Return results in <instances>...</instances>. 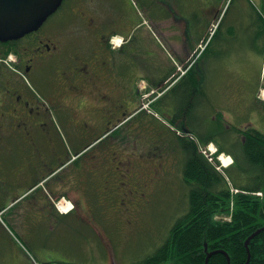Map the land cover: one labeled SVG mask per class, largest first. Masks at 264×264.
I'll return each instance as SVG.
<instances>
[{"label":"rangeland","instance_id":"1","mask_svg":"<svg viewBox=\"0 0 264 264\" xmlns=\"http://www.w3.org/2000/svg\"><path fill=\"white\" fill-rule=\"evenodd\" d=\"M70 1L67 2L63 10H59L48 20L45 27H56V30L50 36L61 35V38L64 37L67 41L74 32L80 31V23L76 22V19L71 21V15L67 13ZM82 2L84 3V0ZM129 2L139 13L140 18L138 26L132 33V40L126 45L124 52L128 55L130 51L138 47L143 48L142 51L147 48L150 53L134 55L132 59L136 64L130 66L131 68L125 67L123 64L120 65L119 80L121 89L125 92L130 89V84L139 89L137 106L138 108H146L148 105L147 97L151 87L144 80L134 81V78L136 74H143L142 70L145 73V68L149 70L150 68L156 69L157 60L164 59L167 62L169 60L165 57V52L162 49L167 41H170V38L167 40V38L162 37L160 15L167 13L170 15H168L169 18H175L176 14L179 16L185 15L186 19L192 18L191 21L195 26H200L196 31L203 33L205 32V22L209 17L208 11L211 2L210 0H163V2L161 0H152L150 5H142V0H129ZM213 3L217 4L220 12L218 23L220 30L216 35L217 39H213L212 42L211 38L213 35L210 37L208 30L206 34H203L206 38L210 37V47L201 58V68L205 69V66L208 68L202 72L204 76V96L198 95L196 100H204L206 104L208 102L212 110L213 119H216L213 121L208 118L210 120L208 124L214 128V131L218 128L217 125L220 126L219 124L228 129L229 133L226 136L221 137L215 134L216 145L221 146L224 144L225 148L236 149L237 153L242 154V146L241 144L238 145L239 143H235L234 137L244 139L242 129H245V123H254L258 130L264 131V110L262 105L259 108L254 103H251L244 110H240L238 109L239 105L235 106L227 101L234 92L243 93L253 100L258 91L264 87L263 43L256 36L257 30L251 26V22L255 21L258 16L264 18V0H215ZM173 20L175 21V19ZM173 20H169L171 22L168 23V26L181 27L182 31L183 22H174ZM232 28H234L237 38L231 40L232 34H229V29ZM226 36L227 40L222 45V40ZM75 46L79 47L78 51L81 50V39H79L78 44H71L68 47L65 43L66 50L71 48L77 50ZM126 54L120 56L127 61L128 56ZM170 63H172L171 58ZM44 68L46 70V73H43L44 82H50L51 87L55 88L57 86L54 75L55 68L52 66ZM128 69L131 70L129 71ZM196 69H198V66ZM131 71L132 74L130 73ZM177 77L178 75L173 79ZM31 83L30 87L38 91L39 86L41 84L44 85L42 75L40 74L35 80H31ZM197 92L199 91L197 90ZM49 95L50 92L44 93L42 106L45 108V114L42 117L47 119L53 117L55 126L59 132H62L63 139L66 141L67 133L64 131V119L62 118L65 113L61 107L57 106L64 104L62 100H59L58 103L51 102L52 100L55 101L53 90L51 98L47 97ZM173 97H176L173 92L168 93L160 101V105H174L175 103L181 106L182 102L179 100L177 102ZM39 99H42L40 95ZM259 100L262 101L261 97ZM52 104L56 106L53 107ZM193 104L192 100L185 107L183 104L182 108L186 111ZM50 107H53L55 114ZM57 110L59 111L58 114H56ZM150 110L158 114L155 107L151 106ZM60 113L63 115H60ZM193 114L203 115L202 117L211 116L208 109L204 110L203 113L194 111ZM159 116L176 129H170L165 123L164 125L160 123V120L159 122L154 119L158 122L156 124H160L158 128L155 127L152 123L146 122L145 113L126 120L115 129L111 136L117 143L122 146L125 145L121 147L124 150L123 152L127 154L125 157L127 161L124 165H128L129 162L133 163V166H130L132 171H126V176L120 178V180L128 182L129 186H126V183V188L123 186L122 189L125 188L124 191L128 194L127 198L130 195L131 201L129 203L131 205L129 206H134L131 208L129 216L121 214L123 224H125L124 220H130L131 222L130 228H125L120 223L124 229L121 232L124 234L120 233L119 225L111 226L106 221V219L116 216L112 212V208L117 207L112 200L116 188L108 186L110 188H108L107 193L110 197L106 195L107 199L105 198L102 203L99 202L100 195H104L103 177L108 173L104 166L95 169L97 174L93 178L83 175L82 172L91 169V167L98 168L96 163H94V157L90 156L85 159L86 162L73 166L74 168L66 169L61 173L59 180H61V184H66V186L61 189L60 195L67 193L66 199L79 201V204L82 202V205L77 207L76 212L72 215L59 220V224L65 226L66 230H57L56 243L53 244L52 238L49 237L47 231L44 228L42 229L40 247L41 250L50 249L51 253L54 254L53 262L51 261V263L139 264L165 244L174 224L188 213L190 188L185 182L183 175L186 154L181 148L177 136H184L190 139L192 137L178 131L181 128L176 127L177 125H174L165 114L159 113ZM187 119L189 125H191L192 118L187 116ZM20 143L23 145L21 141ZM20 143L9 141V147H11V144L13 146L9 150L6 147L8 142L2 145V148L10 155L5 153L2 155V159L4 162H9L7 164L11 165L12 170L17 165L23 164L22 159L24 157L22 154L24 152L22 148H19L21 146ZM6 156H9V159H6ZM226 156L229 155L226 153ZM150 159L153 160V163L149 161ZM159 160L162 163V167L159 168L160 171L157 174H154L156 168L153 165L158 166V163L155 164V162H159ZM26 161L30 162L27 158ZM24 164L27 165L26 162ZM6 168L7 165L5 170ZM67 173L71 175H67ZM144 174L147 177H143ZM133 175L136 178H142V180H137ZM8 177L10 178L8 174L3 177V186L0 187V190L11 185L12 181H9ZM228 177L231 179L233 187H235V181L232 180L234 174L228 172ZM56 179L57 177L50 181V184H53L54 187L57 184ZM70 179L71 183L74 182L73 185L70 184ZM82 179L85 182H82ZM143 180L149 182L146 183ZM54 187L53 189L55 190L58 188ZM70 187L71 190L69 189ZM56 199L54 200L58 201ZM66 208H69V206H66ZM9 248L11 249L10 246Z\"/></svg>","mask_w":264,"mask_h":264},{"label":"flooded vegetation","instance_id":"2","mask_svg":"<svg viewBox=\"0 0 264 264\" xmlns=\"http://www.w3.org/2000/svg\"><path fill=\"white\" fill-rule=\"evenodd\" d=\"M68 1L70 0L64 1L60 10L66 7ZM82 1L71 0L67 7L71 21L76 19V22L80 23V31L74 32L67 41L64 37L61 38V35L50 36L56 27L47 28L46 25L22 39L0 41V151L3 143L21 141L24 148L30 150L27 159L40 165V175H38L40 179L51 176L62 168V171L55 176L59 179L66 169L86 162L85 159L90 156L94 157V163L98 168L91 167L82 174L93 178L97 174L95 169L104 166L108 170L107 175L103 177L104 195H100L99 202L102 203L106 195L110 197L107 193L110 188L108 186L116 188L112 198L117 205L112 208L116 216L106 221L111 226L119 225L120 233L124 234L121 232L124 230L120 224H123L121 214L129 216L134 206H129L130 195L127 198L128 194L124 191L129 184L120 178L126 176V171H132L130 166H133V163L129 162V166L124 165L127 154L121 147L125 145L117 143L111 136L117 124L127 117L142 113L143 109L137 106L138 88L130 84L127 92L121 89L120 64L129 68L134 62L129 61L128 58L127 61L123 59L120 56L124 54L122 52L117 54L112 40L117 36H121L127 42L131 40L140 15L129 0H84V3ZM214 1L210 0L211 6L206 24L207 22L210 24L219 16V9ZM150 2L152 0H142L141 3L150 5ZM165 14H161L159 18L161 27L162 21L166 20ZM174 19L176 22H184L178 15H175ZM75 36L77 37L74 38ZM79 39L82 43L80 51L77 46H75L77 50L65 49V43L68 47L71 44H78ZM118 58L119 62L116 63ZM47 66L55 68L54 75L57 82L55 88L51 87L50 82H44L43 75L46 73L44 67ZM40 74L44 85L41 84L37 91L30 85H32L31 80H35ZM52 90L55 101L51 102L58 103L62 100L64 104L57 106L65 113V116L62 113L60 115H63L64 119L66 141L62 132H59L55 126L53 117L51 119L42 117L45 114V108L42 106L44 93L50 92L47 97L51 98ZM159 90L163 92V87ZM162 92L158 94L157 91L149 90L147 102L150 106L154 107L160 103L164 96ZM241 94L236 93L232 99L233 105H239L238 109L244 110L251 103L257 104V94L253 100ZM39 95L42 99H39ZM176 100L181 101L183 105L182 100L179 98ZM182 105L176 104L170 112L164 108V105H160V108L164 114H168L173 119L181 113H189L190 107L184 111ZM52 106L56 105L52 104ZM53 107L50 108L54 113ZM58 113L57 110L56 114ZM248 131L244 134V139L241 138L243 143L249 134L252 139L257 136L256 132ZM233 158L235 159L234 156ZM149 161L153 163V160ZM157 163L158 166L153 165L156 168L154 174H157L162 167L160 160L155 162ZM28 174L29 170L25 167L21 175ZM67 175L71 174L67 173ZM133 177L136 178L134 175ZM143 177L147 175L144 174ZM136 179L142 180V178ZM81 181L85 182L83 179ZM69 189L71 190V187ZM124 221L123 226L130 228V220Z\"/></svg>","mask_w":264,"mask_h":264},{"label":"trees","instance_id":"3","mask_svg":"<svg viewBox=\"0 0 264 264\" xmlns=\"http://www.w3.org/2000/svg\"><path fill=\"white\" fill-rule=\"evenodd\" d=\"M261 24H264V18ZM198 82V72L191 69L171 90L173 95L176 93V98L183 101L184 107L193 100ZM154 107L162 113L160 103ZM192 110L193 105L189 112L192 113ZM179 115V118L185 119L181 116L185 114ZM145 119L157 128L160 125L156 124V118L151 115L146 114ZM182 129L185 132L191 131L185 125ZM212 132L201 136L202 145L215 141V133ZM218 132L221 133L220 130ZM255 132L257 136L254 139L249 134L246 142L241 145L242 154L219 146L218 154L226 150L235 157L234 168L226 169L227 175L228 172L234 174V186L240 190L235 195L224 174L201 152L199 145L190 138L177 136L186 154L183 175L190 188L189 210L174 224L165 244L139 264H206L212 252L216 253L211 255L208 264H246L249 254V264H264V231L252 237L264 228V196L251 194L259 191L264 193V135ZM232 205L234 210L230 222L216 219L217 215L229 214ZM249 239L247 247L246 241Z\"/></svg>","mask_w":264,"mask_h":264},{"label":"crops","instance_id":"4","mask_svg":"<svg viewBox=\"0 0 264 264\" xmlns=\"http://www.w3.org/2000/svg\"><path fill=\"white\" fill-rule=\"evenodd\" d=\"M180 17H182L184 21L183 24L185 25V29H183L182 31L181 27L174 28L168 26V23L171 22L174 18H169V16H166L167 19L162 21V37L167 38V40L168 38H170V41L176 39L175 41L171 42L167 41L165 47L162 49V51L165 52V57L169 59L168 62L164 59L157 60L155 64L157 66L156 69L150 68L149 70L145 68V73L144 70H142L143 74H136L134 81L144 80L146 83L149 84V86H162L167 80L170 79V76L175 71V67L177 65L185 64L193 50L196 49L197 46L200 45L203 40H205L206 36L203 34L207 33L208 27L210 25L208 22L205 25V32L198 33V31L196 30L200 26H195L194 23L191 21L192 18H190V20L186 19L185 15H180ZM262 18L263 17L258 16L255 21L251 22V26L257 30L256 36L263 43L264 51V24H261ZM234 32V28L229 29V34H232L231 40L237 38V35ZM216 39L217 37L215 36L214 40ZM226 40L227 36L224 37V39L222 40V45L223 42ZM124 50L125 49H117L116 52L117 54L119 52L126 54ZM207 51L208 50L203 53L201 58L205 55ZM142 53L149 54L150 51L147 48H145L143 51L142 49L138 50L137 48L133 49V51H130L128 55L126 54L128 56V60L134 62L130 66L136 64L132 57L134 55ZM170 58L172 59V63H170ZM201 58H199L196 64V67L198 66V69H196V71L199 74V82L197 85L199 92L196 93V91H194V110L192 111L193 113L194 111H198V113H203L204 110L208 109V112L211 113V116L207 117L205 115L206 117H202L203 115L201 116L193 114L191 126L195 133L207 135V131L211 132V129H213V127L208 124V121H214L216 119H213L212 110L210 109L208 102L206 104V101L204 100H196V97L198 95L204 96V76L202 75V72H204L208 68L207 66H205V69L201 68ZM118 62L119 58L116 60V63ZM130 73L132 74V71ZM236 93L237 92H234V94L228 99L227 102L232 103V99L236 96ZM241 95L244 94L242 93ZM166 108L169 112L172 109L171 105L170 107H168L167 105ZM174 119L177 120V124L178 122L179 124L181 122H184L183 119H176V117ZM244 126L257 128L254 123H245ZM215 132L216 130L214 131V133ZM6 147L9 150V148L13 146L9 147V145H6ZM19 148H22V151L24 152L22 154L23 157L30 155V153L27 154L26 148H23L21 146H19ZM1 149L2 151H0V187L3 186L2 180L4 179L3 177H5V174L10 175V178L8 177V179L9 181H12V183L10 182L11 185H9L8 188H2L0 190V264H34L33 261H36V263L38 264H51L54 254L51 253L50 249L41 250V231L44 228L47 231L49 237L52 238V243H56L57 230H66L65 226L59 224V220L75 213L77 207H81L80 205H82V202H80L79 204V201L76 202L73 199H69V201L75 205V210L73 212H70L69 214L59 212L54 204V199L58 198L56 200H59L62 197L67 198V193L60 195L58 192L63 187H65L66 184L61 185L60 183H57L55 187L58 188L55 190L53 189V184L48 185V183L45 182L44 186L37 188L36 185H40V183L42 182L39 181L40 178L38 177V175H40V165L38 164V166L36 167L35 163L32 161V164L27 163V165H25L23 161V164L17 165V167L12 170L11 165L7 164L9 162H4L2 159L3 154H9L4 150V148ZM9 156H6V159H9ZM5 164L7 165L6 170ZM25 167H27L29 170V174L26 176L21 175V172L25 169ZM16 172L18 173L16 174ZM70 184H74V182L71 183V179ZM9 246L11 247V249L9 248ZM35 253L37 254L36 256Z\"/></svg>","mask_w":264,"mask_h":264},{"label":"water","instance_id":"5","mask_svg":"<svg viewBox=\"0 0 264 264\" xmlns=\"http://www.w3.org/2000/svg\"><path fill=\"white\" fill-rule=\"evenodd\" d=\"M64 0H0V41L19 40L38 31L62 6ZM264 228L253 234L252 237ZM250 239L246 241L249 247ZM212 252L208 255L209 263ZM225 253V252H224ZM251 255L246 264H249ZM230 262V258L228 257Z\"/></svg>","mask_w":264,"mask_h":264},{"label":"bare ground","instance_id":"6","mask_svg":"<svg viewBox=\"0 0 264 264\" xmlns=\"http://www.w3.org/2000/svg\"><path fill=\"white\" fill-rule=\"evenodd\" d=\"M119 40H120V39H116V41H119ZM118 43H119V42H118ZM221 157H222V158H220V159L223 160L224 165H225V166H228V165L230 164L231 160L228 159V158H226L227 156L225 157V155H222Z\"/></svg>","mask_w":264,"mask_h":264}]
</instances>
